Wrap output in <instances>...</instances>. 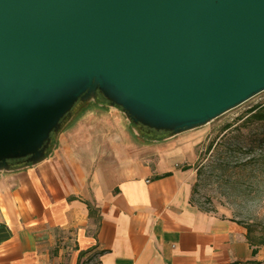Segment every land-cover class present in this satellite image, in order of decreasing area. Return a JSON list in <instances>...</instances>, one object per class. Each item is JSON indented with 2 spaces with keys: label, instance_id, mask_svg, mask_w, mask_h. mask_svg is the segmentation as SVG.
<instances>
[{
  "label": "water",
  "instance_id": "1",
  "mask_svg": "<svg viewBox=\"0 0 264 264\" xmlns=\"http://www.w3.org/2000/svg\"><path fill=\"white\" fill-rule=\"evenodd\" d=\"M262 91L264 0H0V173L100 97L168 138Z\"/></svg>",
  "mask_w": 264,
  "mask_h": 264
},
{
  "label": "crops",
  "instance_id": "2",
  "mask_svg": "<svg viewBox=\"0 0 264 264\" xmlns=\"http://www.w3.org/2000/svg\"><path fill=\"white\" fill-rule=\"evenodd\" d=\"M114 108H86L43 161L0 173V264H264L238 222L193 204L194 141L135 138Z\"/></svg>",
  "mask_w": 264,
  "mask_h": 264
},
{
  "label": "rangeland",
  "instance_id": "3",
  "mask_svg": "<svg viewBox=\"0 0 264 264\" xmlns=\"http://www.w3.org/2000/svg\"><path fill=\"white\" fill-rule=\"evenodd\" d=\"M98 102L108 104L101 97ZM94 104L84 103L73 118ZM258 105H264V91L185 135L194 141L193 204L202 212L238 222L247 240L264 253V119H251L249 113ZM114 109L135 138H152L144 137L120 108Z\"/></svg>",
  "mask_w": 264,
  "mask_h": 264
},
{
  "label": "trees",
  "instance_id": "4",
  "mask_svg": "<svg viewBox=\"0 0 264 264\" xmlns=\"http://www.w3.org/2000/svg\"><path fill=\"white\" fill-rule=\"evenodd\" d=\"M105 100V99H103ZM106 101V100H105ZM97 104V103H96ZM250 117L251 119H255V120H263L264 119V105H258L253 107L250 111H249ZM55 143V141H54Z\"/></svg>",
  "mask_w": 264,
  "mask_h": 264
},
{
  "label": "flooded vegetation",
  "instance_id": "5",
  "mask_svg": "<svg viewBox=\"0 0 264 264\" xmlns=\"http://www.w3.org/2000/svg\"><path fill=\"white\" fill-rule=\"evenodd\" d=\"M159 131H155V135L158 133ZM144 136V135H143ZM145 137V136H144ZM146 138H149V137H146Z\"/></svg>",
  "mask_w": 264,
  "mask_h": 264
}]
</instances>
